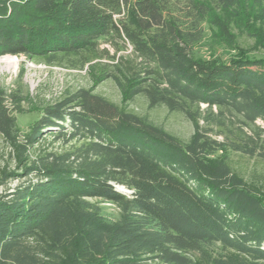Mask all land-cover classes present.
Listing matches in <instances>:
<instances>
[{
	"label": "trees",
	"instance_id": "trees-1",
	"mask_svg": "<svg viewBox=\"0 0 264 264\" xmlns=\"http://www.w3.org/2000/svg\"><path fill=\"white\" fill-rule=\"evenodd\" d=\"M261 18L264 0H0V56L89 67L92 79L25 133L11 108L23 98L0 88L16 165L0 186L37 175L0 193V264H264V196L224 154L264 161V57L240 42L258 41ZM206 25L213 50L238 56L199 58ZM109 79L120 103L95 92ZM138 96L182 113L189 139L131 110Z\"/></svg>",
	"mask_w": 264,
	"mask_h": 264
},
{
	"label": "rangeland",
	"instance_id": "rangeland-1",
	"mask_svg": "<svg viewBox=\"0 0 264 264\" xmlns=\"http://www.w3.org/2000/svg\"><path fill=\"white\" fill-rule=\"evenodd\" d=\"M257 26L262 29L258 41L251 37H243L240 42L244 47L245 54L254 58H262L264 57V46L262 45L264 42V19H259ZM206 34V38L195 49L196 55L203 61L214 64L229 61L232 57L238 56L239 52L229 48L222 47L217 51L213 50L208 42L210 29L207 25ZM8 56H11L10 58L14 59L16 63L7 66L6 63L0 62V88L7 94L17 92L23 98L21 102L23 112H19L11 105L22 133L28 132L41 117V107L44 104L54 102L68 92L92 86L89 67L84 70H76L63 66H49L44 63L32 62L26 56L15 55H2L0 60ZM95 92L115 103L121 102L120 91L110 79L96 85ZM129 108L139 114L147 115L156 124L185 141L193 133L191 122L182 113L169 112L162 106L150 109L142 96L136 97L130 103ZM257 124L264 129V120H258ZM43 145L49 149H59L65 146L63 141L54 142L53 138L45 140ZM11 152V145L0 134V174L3 168H7L8 171L16 170L15 162L10 156ZM224 154L233 170L252 183L259 194L264 196V161L232 150ZM36 178L35 174L28 177L9 178L0 186V193L9 191L28 179L36 180ZM100 205L106 218L113 219L118 215V208L115 205L110 203H101Z\"/></svg>",
	"mask_w": 264,
	"mask_h": 264
},
{
	"label": "bare ground",
	"instance_id": "bare-ground-1",
	"mask_svg": "<svg viewBox=\"0 0 264 264\" xmlns=\"http://www.w3.org/2000/svg\"><path fill=\"white\" fill-rule=\"evenodd\" d=\"M10 57L8 56L7 58H2L0 62L6 63L7 66H10L11 64L16 63V61Z\"/></svg>",
	"mask_w": 264,
	"mask_h": 264
},
{
	"label": "water",
	"instance_id": "water-1",
	"mask_svg": "<svg viewBox=\"0 0 264 264\" xmlns=\"http://www.w3.org/2000/svg\"><path fill=\"white\" fill-rule=\"evenodd\" d=\"M119 189L122 190V191H128V190H126V189L123 188V187H120Z\"/></svg>",
	"mask_w": 264,
	"mask_h": 264
}]
</instances>
